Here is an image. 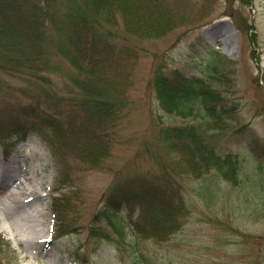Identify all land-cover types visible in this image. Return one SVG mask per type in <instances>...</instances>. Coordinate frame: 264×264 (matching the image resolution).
I'll use <instances>...</instances> for the list:
<instances>
[{
	"label": "rangeland",
	"instance_id": "1",
	"mask_svg": "<svg viewBox=\"0 0 264 264\" xmlns=\"http://www.w3.org/2000/svg\"><path fill=\"white\" fill-rule=\"evenodd\" d=\"M173 1L195 25H182L159 38L127 35L139 49L127 91L130 105L124 109L127 113L120 123L109 128L110 141L107 152L100 155V169L82 160L83 151L92 150L93 144L86 134L59 135L66 146L60 157L69 177L58 193H70L76 202L75 210L67 212L74 223L67 235L53 236L52 194L60 184L51 139L55 142L60 137L51 136V131L26 113L20 115L15 128L1 132L0 155L4 160L15 152L29 156L20 164L32 181L21 176L22 185L42 182L34 207L44 211L45 232L42 240L29 244L9 229L10 220L0 210V264H130L128 252L116 250L106 241L99 246L90 239V223L96 221L102 228H111L110 220L102 214L101 198L113 180L144 174L149 179L162 173V165L154 154L159 151L167 155L159 131L162 126L182 122L196 123L198 133L221 155L233 152L239 159V175L234 183L214 167L201 178L181 175L178 181L192 213L172 240H143V251L152 259L151 264H263L264 260L258 257L262 253L264 256V0ZM121 27L119 21L117 30L123 33ZM203 60L214 61L225 75L214 84L224 104L215 106H224L227 112L220 119H211L206 112L193 119L165 111L151 86L156 66L164 65L170 75L177 70L199 73L195 64ZM56 64L57 69L47 73L50 82L44 90L60 96L74 87L68 79L73 70L64 59L58 58ZM31 81L0 73V85L7 86L2 93L12 90L24 101H30V94L35 93L30 90ZM21 90L24 93L20 94ZM62 128L69 129L70 125ZM146 143L150 146L148 152L144 151ZM31 162L43 163L37 166L36 174ZM16 185L17 182L10 188H17ZM138 214L139 210H135L132 216L128 208L116 212L129 230ZM208 217L233 223L246 233L245 240ZM79 246L87 255L86 263L70 253L69 249Z\"/></svg>",
	"mask_w": 264,
	"mask_h": 264
},
{
	"label": "trees",
	"instance_id": "2",
	"mask_svg": "<svg viewBox=\"0 0 264 264\" xmlns=\"http://www.w3.org/2000/svg\"><path fill=\"white\" fill-rule=\"evenodd\" d=\"M119 21L123 33L117 30ZM188 24L194 26V20L173 0H0V73L32 80L30 90L35 91L30 101H24L12 90L2 93L7 86L0 85V137L2 131L15 128L20 115L26 113L51 131V136L86 134L93 144L92 150L83 151L82 160L100 169V155L107 152L110 141L109 128L120 123L130 105L127 91L139 49L127 35L159 38ZM58 58L71 66L73 73H68V79L74 86L68 88L70 93L60 96L44 90L50 82L47 73L57 69ZM195 66L199 73L177 70L170 75L164 65H157L151 78L155 97L165 111L175 115L194 119L206 112L209 118L220 119L227 111L224 106H215L224 102L214 84L225 75L214 61H199ZM69 125V129L62 128ZM159 132L167 155L159 151L154 154L162 173L149 179L144 174L113 180L101 198V211L111 228H102L96 221L89 226L90 239L99 246L106 241L116 250L128 252L130 264L152 263L143 251V240L161 243L183 230L192 207L182 194L181 175L201 178L213 167L232 183L239 175L238 157L233 152L221 155L209 146L196 123L162 126ZM61 139H51L60 184L53 188L51 202L54 238L72 231L74 223L67 212L76 208L73 195L58 193L69 177L60 157L66 148ZM149 148L146 143L144 151ZM124 208L130 209L132 216L139 210L131 230L116 215ZM208 218L245 240L246 233L233 223ZM69 250L79 262L88 261L81 246ZM263 257L262 253L258 260Z\"/></svg>",
	"mask_w": 264,
	"mask_h": 264
},
{
	"label": "bare ground",
	"instance_id": "3",
	"mask_svg": "<svg viewBox=\"0 0 264 264\" xmlns=\"http://www.w3.org/2000/svg\"><path fill=\"white\" fill-rule=\"evenodd\" d=\"M28 157L27 154L21 156L20 153L15 152L4 160V157L0 155V210L10 220L9 229L20 234V239L30 244L33 241L43 239L45 214L42 209L34 207L35 199L37 200L34 197L40 196L37 188L41 186L42 182L35 181L28 187L22 185L21 176H24L27 181L31 179V176L22 169L23 166L21 167V164ZM41 164L43 163L31 162L32 171L35 174L37 166ZM16 182L18 183L17 188L21 185L20 188H10ZM13 215L17 218L10 217ZM26 220H28V225L25 224Z\"/></svg>",
	"mask_w": 264,
	"mask_h": 264
}]
</instances>
